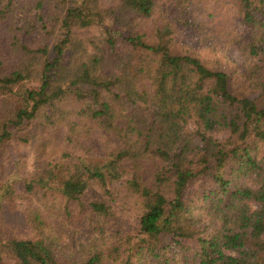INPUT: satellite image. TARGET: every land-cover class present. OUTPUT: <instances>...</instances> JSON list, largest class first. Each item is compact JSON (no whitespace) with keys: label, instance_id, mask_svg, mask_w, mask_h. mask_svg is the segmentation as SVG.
I'll return each mask as SVG.
<instances>
[{"label":"trees","instance_id":"obj_1","mask_svg":"<svg viewBox=\"0 0 264 264\" xmlns=\"http://www.w3.org/2000/svg\"><path fill=\"white\" fill-rule=\"evenodd\" d=\"M218 4L239 66L190 38ZM24 148L0 264H264V0H0V156Z\"/></svg>","mask_w":264,"mask_h":264},{"label":"rangeland","instance_id":"obj_2","mask_svg":"<svg viewBox=\"0 0 264 264\" xmlns=\"http://www.w3.org/2000/svg\"><path fill=\"white\" fill-rule=\"evenodd\" d=\"M208 7V5H207ZM219 4L215 8V15L214 16H207L205 15V21H207L208 30L205 36L206 38V45L201 43L200 40L202 37L199 36H190L191 40L194 42L195 50L201 49L203 58L206 61L212 62L214 64H228V66H239L244 62L246 55L244 51L239 49L234 45H224L220 40L215 38L216 30L211 31L210 28L216 25L221 24L224 20L227 21H234L235 19L232 18L234 11H230V14L226 16V19L223 16L222 8L219 10ZM215 18V19H213ZM212 20H215L214 22ZM141 27L150 30L151 23L150 22H142ZM4 32V31H3ZM212 38V42L210 40ZM209 41L212 45L218 46V49L213 46L207 45ZM196 43V44H195ZM198 44V45H197ZM204 46V47H203ZM251 62V61H250ZM239 87L235 85L232 87L231 91L234 94L239 96H243L245 98L252 99L256 97V93H242L241 90L238 89ZM260 102V100H259ZM262 105V100L260 102ZM27 150L24 148L23 150H15V152L9 154L8 156H0V236L3 237H19L24 238L30 235L31 229L27 223V217L22 212L24 208L32 207L28 205L25 198L22 197L23 203L20 207L19 198L15 199V201L7 196L10 192H16L20 189L19 182L21 181L20 178L24 177L28 171L23 169L21 166L20 161L24 160ZM30 153L28 154V156ZM2 190V191H1ZM8 191V193H7ZM2 192V193H1ZM20 194V193H19ZM21 195V194H20ZM121 195V194H120ZM120 195L118 198H120ZM14 196V195H13ZM118 201V199H117ZM116 201V203H117ZM116 215L113 223L111 224V231H124L130 230L133 231L135 229V218L137 216V207L135 205L134 199H120V202L116 204ZM78 238L83 239V235L78 234Z\"/></svg>","mask_w":264,"mask_h":264}]
</instances>
